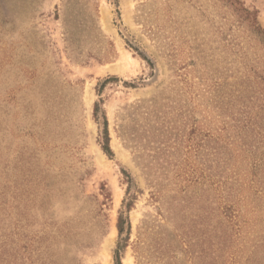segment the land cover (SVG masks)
<instances>
[{
    "label": "rangeland",
    "instance_id": "obj_1",
    "mask_svg": "<svg viewBox=\"0 0 264 264\" xmlns=\"http://www.w3.org/2000/svg\"><path fill=\"white\" fill-rule=\"evenodd\" d=\"M0 264H264V0H0Z\"/></svg>",
    "mask_w": 264,
    "mask_h": 264
},
{
    "label": "trees",
    "instance_id": "obj_2",
    "mask_svg": "<svg viewBox=\"0 0 264 264\" xmlns=\"http://www.w3.org/2000/svg\"><path fill=\"white\" fill-rule=\"evenodd\" d=\"M105 133H106V135H105L104 142H103V149H104V151L107 154L112 155L113 152H112L110 144H109V135H108L107 128H105ZM122 223H123V219H122V216H121L120 219H119V224H118L120 234H122L123 230H124V227H123ZM117 253H119V250L117 251ZM117 257H118V255H117Z\"/></svg>",
    "mask_w": 264,
    "mask_h": 264
}]
</instances>
